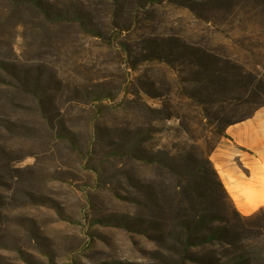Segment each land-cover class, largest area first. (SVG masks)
Listing matches in <instances>:
<instances>
[{
  "label": "rangeland",
  "instance_id": "rangeland-1",
  "mask_svg": "<svg viewBox=\"0 0 264 264\" xmlns=\"http://www.w3.org/2000/svg\"><path fill=\"white\" fill-rule=\"evenodd\" d=\"M185 47L263 73L264 0H0V264H264L209 159L264 89L202 123Z\"/></svg>",
  "mask_w": 264,
  "mask_h": 264
},
{
  "label": "crops",
  "instance_id": "crops-1",
  "mask_svg": "<svg viewBox=\"0 0 264 264\" xmlns=\"http://www.w3.org/2000/svg\"><path fill=\"white\" fill-rule=\"evenodd\" d=\"M209 159L235 211L251 217L264 210V106L229 124Z\"/></svg>",
  "mask_w": 264,
  "mask_h": 264
},
{
  "label": "trees",
  "instance_id": "trees-1",
  "mask_svg": "<svg viewBox=\"0 0 264 264\" xmlns=\"http://www.w3.org/2000/svg\"><path fill=\"white\" fill-rule=\"evenodd\" d=\"M178 54L181 58L191 56L190 64L196 66L195 69L188 65L184 72L189 75V82L194 83L192 97L199 104H202L201 101L207 104L202 109V123L210 122L208 106L219 103L233 111L252 103L259 91L264 89V72L259 71L262 66L259 63H240L236 56L233 58L221 56L214 51L198 47L179 48ZM212 171L226 194L213 166Z\"/></svg>",
  "mask_w": 264,
  "mask_h": 264
}]
</instances>
